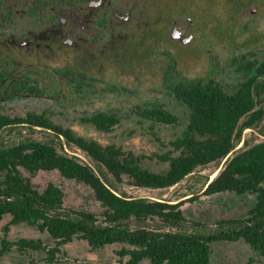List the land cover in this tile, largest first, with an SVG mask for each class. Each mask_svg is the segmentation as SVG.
Instances as JSON below:
<instances>
[{
    "label": "rangeland",
    "instance_id": "374dc122",
    "mask_svg": "<svg viewBox=\"0 0 264 264\" xmlns=\"http://www.w3.org/2000/svg\"><path fill=\"white\" fill-rule=\"evenodd\" d=\"M0 1L6 3L0 16V75H7L0 83V112L21 116L30 111L45 112L54 122L82 136L102 144L116 143L137 155L149 157L161 151L155 135L167 142L184 128L188 109L173 93L177 84L215 80L232 90L264 61V0H112L109 7L94 13L86 8L81 13L67 5L69 46L53 33L60 25L49 26L33 8V0ZM84 15L94 16V22L81 24L78 18ZM126 15V21L117 18ZM26 78L30 79L26 88L33 84L38 92H5ZM155 105L179 117L180 124L154 128L140 110ZM100 111L116 113L120 125L106 133L82 123L84 117ZM52 138L49 131H31L26 126L0 130V141L7 145ZM244 139L247 144L241 143L237 150L264 141V120L255 129L246 130ZM58 147L104 177L101 168L76 146ZM224 163L198 168L168 189L138 188L127 177L116 189L132 198L184 201L181 210L186 223L181 231L215 233L227 230L222 221L246 218L255 199L252 194H203ZM148 165L159 169L155 161ZM32 181L41 192L49 183L62 189L66 210L98 216L103 212L88 186L63 177L59 171H40ZM193 196L198 199L187 200ZM10 220L6 216L0 222V242ZM157 222L150 221L149 227L156 228ZM7 237L10 241L41 239L54 245L47 233L22 223L10 226ZM122 247L113 244L92 251L85 240L76 238L51 264H129V257L118 254ZM0 264L50 263L44 252L13 250L0 258ZM212 264H264V259L243 240L220 241L212 245Z\"/></svg>",
    "mask_w": 264,
    "mask_h": 264
},
{
    "label": "trees",
    "instance_id": "16d2710c",
    "mask_svg": "<svg viewBox=\"0 0 264 264\" xmlns=\"http://www.w3.org/2000/svg\"><path fill=\"white\" fill-rule=\"evenodd\" d=\"M7 78L0 75V83ZM30 79L6 88L17 95L38 89ZM173 93L188 109L182 131L167 142L157 135L161 148L151 156L137 155L116 143L102 144L80 135L71 127L54 122L45 112L30 111L25 115L0 112V130L26 126L49 131L47 141L22 140L7 145L0 141V222L10 216L0 242V258L16 250L46 253L53 263L63 255L62 248L74 239L85 240L92 251L107 245L121 244V258L129 264H212V245L220 241L243 240L264 259V141L244 147L246 130L255 129L264 120V61L232 90L215 80L181 82ZM142 118L157 125L174 126L180 119L162 106H146ZM100 132H111L121 121L116 113L100 111L82 119ZM82 150L103 171L104 177L87 164L60 151L64 144ZM244 142V146L237 147ZM225 163L218 175L208 181L205 196L234 193L252 194L253 205L244 219L225 220L227 230L205 234L181 231L186 223L181 206L184 201L169 203L146 198H132L120 193L116 185L127 177L138 188H172L198 168ZM148 161L158 170H152ZM148 163V164H147ZM59 171L69 180L88 186L103 208L101 216L88 211L64 209L65 193L53 183L41 192L32 179L40 172ZM26 172L28 176L25 175ZM193 196L187 200H196ZM157 222L156 228L149 227ZM26 224L47 233L50 246L41 239L21 238L10 241V226ZM177 229L180 231H174Z\"/></svg>",
    "mask_w": 264,
    "mask_h": 264
},
{
    "label": "flooded vegetation",
    "instance_id": "af4514ba",
    "mask_svg": "<svg viewBox=\"0 0 264 264\" xmlns=\"http://www.w3.org/2000/svg\"><path fill=\"white\" fill-rule=\"evenodd\" d=\"M111 1L112 0H33V8L41 12V15H43L49 26L60 25V28L55 29L53 33L56 35L57 39H61V42L64 45L69 46V33L65 30V27L68 25V19L70 18L68 17L66 6L69 5L71 8L76 7L81 13H83L84 8H86L87 11L94 13L95 10L109 7ZM5 4L6 3L0 1V16L2 17L3 14L1 9H6L4 7ZM7 10H9V8H7ZM9 14L10 13H8V15ZM117 18L126 21L129 18V15H126L125 17L117 16ZM4 19H8V17H4ZM100 19L101 18L98 17L97 23ZM78 21L81 24H92L94 22V16L84 15L79 17Z\"/></svg>",
    "mask_w": 264,
    "mask_h": 264
},
{
    "label": "bare ground",
    "instance_id": "6f19581e",
    "mask_svg": "<svg viewBox=\"0 0 264 264\" xmlns=\"http://www.w3.org/2000/svg\"><path fill=\"white\" fill-rule=\"evenodd\" d=\"M214 178H215V176H213V179H214ZM213 179H212V180H213Z\"/></svg>",
    "mask_w": 264,
    "mask_h": 264
},
{
    "label": "water",
    "instance_id": "95a60500",
    "mask_svg": "<svg viewBox=\"0 0 264 264\" xmlns=\"http://www.w3.org/2000/svg\"><path fill=\"white\" fill-rule=\"evenodd\" d=\"M212 181V180H211Z\"/></svg>",
    "mask_w": 264,
    "mask_h": 264
}]
</instances>
